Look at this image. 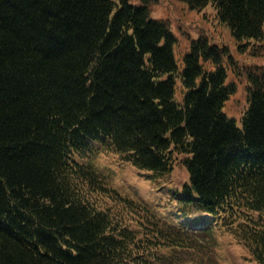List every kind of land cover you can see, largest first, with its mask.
<instances>
[{"label":"trees","instance_id":"16d2710c","mask_svg":"<svg viewBox=\"0 0 264 264\" xmlns=\"http://www.w3.org/2000/svg\"><path fill=\"white\" fill-rule=\"evenodd\" d=\"M180 1L264 35V0ZM175 42L151 0H0V264H204L215 231L264 264V73L239 127L228 47L200 35L179 68ZM108 150L150 177L181 156L167 217L106 184Z\"/></svg>","mask_w":264,"mask_h":264},{"label":"rangeland","instance_id":"374dc122","mask_svg":"<svg viewBox=\"0 0 264 264\" xmlns=\"http://www.w3.org/2000/svg\"><path fill=\"white\" fill-rule=\"evenodd\" d=\"M129 1L139 3L143 0ZM151 16L166 19L168 22V27L176 38L173 52L179 68L183 64V52L193 38L205 35L210 41L228 47L230 59L226 57V82L234 83L235 91L225 101L223 110L241 127V115L247 105V73L258 71L264 73V35L261 40H250L238 48V42L231 35L229 27L219 22L215 8L210 3L201 8H191L180 0H151ZM181 94L180 82L177 81L176 95L181 97ZM180 158V155L177 156L171 172L164 177H150L148 170L120 160L118 154L109 150L100 152L90 161L98 167L108 186L122 195L145 203L156 215L167 217L170 210L166 203L168 198H171V190L189 181L188 171L179 161ZM87 161L86 159L82 162L92 164ZM95 196L103 206L111 203V200L102 193H95ZM170 203L174 204V201ZM214 236L216 241L214 238L205 240L210 251L208 257L204 258V264H253L248 251L233 237L217 231L214 232Z\"/></svg>","mask_w":264,"mask_h":264}]
</instances>
